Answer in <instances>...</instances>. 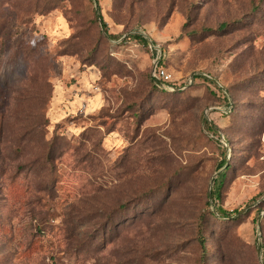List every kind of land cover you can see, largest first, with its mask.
Wrapping results in <instances>:
<instances>
[{
    "label": "rangeland",
    "instance_id": "1",
    "mask_svg": "<svg viewBox=\"0 0 264 264\" xmlns=\"http://www.w3.org/2000/svg\"><path fill=\"white\" fill-rule=\"evenodd\" d=\"M204 258L264 264V0H0V264Z\"/></svg>",
    "mask_w": 264,
    "mask_h": 264
},
{
    "label": "trees",
    "instance_id": "2",
    "mask_svg": "<svg viewBox=\"0 0 264 264\" xmlns=\"http://www.w3.org/2000/svg\"><path fill=\"white\" fill-rule=\"evenodd\" d=\"M101 19H102V17H101ZM103 23V27L104 28H106L107 26H106V24L104 23V22H102ZM224 28L225 26H221V28ZM110 37H112V36H110ZM133 39H136V40H138V42L139 43H144V44H147L148 42H147V39L143 36V35H133V36H131ZM114 38H116V37H114ZM159 68L160 67H163V64H162V62H159V66H158ZM200 78H202V77H196V79H200ZM203 79V78H202ZM152 81L154 82V85H155V89H156V91H166L165 89H163V86H162V84L160 83V82H158L156 79H154V78H152ZM209 81V80H208ZM207 122V121H206ZM206 125L209 127V129H211L210 128V126H209V123L207 122L206 123ZM224 162L221 164V166H224ZM219 198V194H212L211 195V199L214 201V200H216V199H218ZM123 208H126V206L124 205L123 206ZM217 213L221 216V217H223V218H229V217H231L232 215H234V214H239V212H237V211H235V212H232V213H227L225 210H223V209H221V208H219L218 210H217ZM202 241H204V240H202ZM205 254L206 253H204V256H205ZM201 264H206V258H204L203 260H202V262H201Z\"/></svg>",
    "mask_w": 264,
    "mask_h": 264
},
{
    "label": "built area",
    "instance_id": "3",
    "mask_svg": "<svg viewBox=\"0 0 264 264\" xmlns=\"http://www.w3.org/2000/svg\"><path fill=\"white\" fill-rule=\"evenodd\" d=\"M155 78L158 82H160L162 84L163 87H165V83H167V81L169 80V77L167 76V74L161 70V69H157L155 71Z\"/></svg>",
    "mask_w": 264,
    "mask_h": 264
},
{
    "label": "water",
    "instance_id": "4",
    "mask_svg": "<svg viewBox=\"0 0 264 264\" xmlns=\"http://www.w3.org/2000/svg\"><path fill=\"white\" fill-rule=\"evenodd\" d=\"M193 79V78H192Z\"/></svg>",
    "mask_w": 264,
    "mask_h": 264
}]
</instances>
